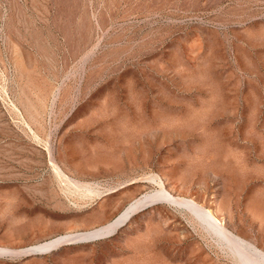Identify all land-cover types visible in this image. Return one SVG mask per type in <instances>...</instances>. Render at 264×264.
<instances>
[{
	"label": "rangeland",
	"instance_id": "1",
	"mask_svg": "<svg viewBox=\"0 0 264 264\" xmlns=\"http://www.w3.org/2000/svg\"><path fill=\"white\" fill-rule=\"evenodd\" d=\"M200 207L264 251V0H0V264H238Z\"/></svg>",
	"mask_w": 264,
	"mask_h": 264
},
{
	"label": "bare ground",
	"instance_id": "2",
	"mask_svg": "<svg viewBox=\"0 0 264 264\" xmlns=\"http://www.w3.org/2000/svg\"><path fill=\"white\" fill-rule=\"evenodd\" d=\"M205 209L206 208L204 207L198 208L200 216L203 215L202 218L205 219L208 222V224L211 225V227H213L217 232L222 233V231H225L226 227H223L221 225L222 222L219 221L218 218L214 216V214H212V211H206ZM124 220L125 219H122L121 221L116 223L117 226L122 222H124ZM222 234L225 238L224 240L231 248V251L233 252V255L238 264H264V251L262 249L258 248L255 244L248 242L246 240H242V241L238 240L227 232ZM46 246L47 245H45L44 247ZM39 250H42V247H40ZM3 252L5 251L3 250Z\"/></svg>",
	"mask_w": 264,
	"mask_h": 264
}]
</instances>
